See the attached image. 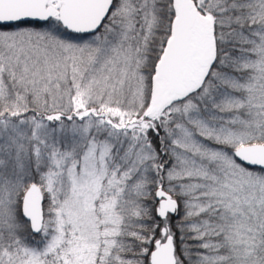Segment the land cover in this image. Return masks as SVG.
Returning <instances> with one entry per match:
<instances>
[{
	"label": "snow or ice",
	"instance_id": "1",
	"mask_svg": "<svg viewBox=\"0 0 264 264\" xmlns=\"http://www.w3.org/2000/svg\"><path fill=\"white\" fill-rule=\"evenodd\" d=\"M0 264H264V0H0Z\"/></svg>",
	"mask_w": 264,
	"mask_h": 264
}]
</instances>
